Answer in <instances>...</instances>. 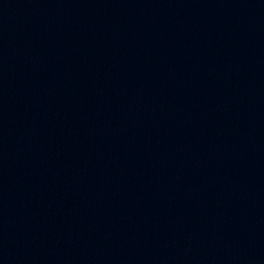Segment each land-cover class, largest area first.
Instances as JSON below:
<instances>
[{
  "label": "water",
  "instance_id": "1",
  "mask_svg": "<svg viewBox=\"0 0 264 264\" xmlns=\"http://www.w3.org/2000/svg\"><path fill=\"white\" fill-rule=\"evenodd\" d=\"M264 178V0H0V264H150Z\"/></svg>",
  "mask_w": 264,
  "mask_h": 264
}]
</instances>
